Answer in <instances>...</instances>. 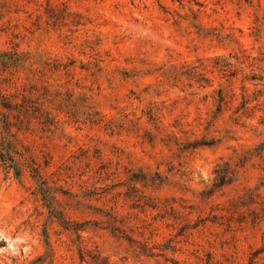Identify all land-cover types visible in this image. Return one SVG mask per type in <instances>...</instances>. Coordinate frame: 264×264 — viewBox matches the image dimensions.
I'll list each match as a JSON object with an SVG mask.
<instances>
[{
  "label": "rangeland",
  "instance_id": "rangeland-1",
  "mask_svg": "<svg viewBox=\"0 0 264 264\" xmlns=\"http://www.w3.org/2000/svg\"><path fill=\"white\" fill-rule=\"evenodd\" d=\"M5 118L0 264H264V0H0Z\"/></svg>",
  "mask_w": 264,
  "mask_h": 264
},
{
  "label": "trees",
  "instance_id": "trees-1",
  "mask_svg": "<svg viewBox=\"0 0 264 264\" xmlns=\"http://www.w3.org/2000/svg\"><path fill=\"white\" fill-rule=\"evenodd\" d=\"M27 98V97H26ZM27 101L29 98L26 99ZM40 113L41 115L45 114V110L43 108H40ZM26 118H30V109L27 106L26 108ZM4 117V115L2 114ZM47 119L50 118L48 115L46 117ZM1 121L4 123L5 127V132L0 137V162L2 165L7 168V169H13L14 172H16L17 175H19V172L23 171V167H27L30 172H34L33 177L37 180L39 183L41 189L45 190V181L43 180V177L39 172H41V166L38 164L29 154L23 153L20 151L18 148V143H14L12 140L13 135L11 134V123L9 122L8 118H5L4 120L1 119ZM17 155V157H16ZM50 187H48L49 189ZM41 190V191H43ZM46 195V194H45ZM48 197V196H45ZM50 197V196H49ZM52 198H54L52 196ZM60 222L64 223L65 222V214L60 211L59 215L57 216ZM79 231V229H77Z\"/></svg>",
  "mask_w": 264,
  "mask_h": 264
}]
</instances>
